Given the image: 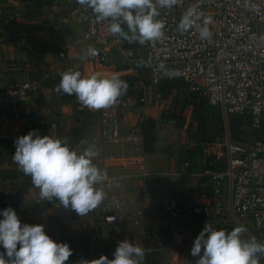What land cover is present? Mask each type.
<instances>
[{"label": "built area", "instance_id": "obj_1", "mask_svg": "<svg viewBox=\"0 0 264 264\" xmlns=\"http://www.w3.org/2000/svg\"><path fill=\"white\" fill-rule=\"evenodd\" d=\"M72 1L85 26L84 38L97 52L89 58L90 75L99 72L109 76L102 67L108 51L124 53L134 49L127 40L110 33L108 21L97 22L90 8ZM190 8L196 9L200 20L181 32L178 25ZM160 12L157 19L165 21L164 36L144 45L135 43L138 57L132 61L137 64L123 74L134 77L133 92L122 95L107 109H90L100 117L103 142L126 146L134 156V162L120 164V172L107 171L108 179L97 185L106 192L101 204L104 219L114 224L123 213H131L134 222L141 224L143 211L130 205L127 197L116 194L115 183L156 174L140 166L143 135L126 129L124 117L131 107L149 103L152 87L179 79L185 84L184 93L195 102L219 108L225 132L223 139L214 144L212 158L203 170H193L190 161L185 160L173 171L182 176L195 175L210 188L186 193L165 190L161 201L164 216L190 227L200 223L204 228L206 223H212L216 230L222 229L224 217H228L246 229L248 239L264 243V138L235 137L230 124L232 118L238 117L250 119L252 128L264 125V0H178L172 9ZM207 18L212 20L207 25L212 35L201 39L199 29ZM60 57L65 59L66 53L61 51ZM161 64L165 65L163 70ZM38 85L37 81L26 80L0 88L1 142L15 143L30 131L24 102ZM155 97L160 99L162 92L156 91ZM78 107L89 109L81 103ZM109 158L112 163L117 160L114 153ZM94 163L105 170L106 165L98 157ZM49 213V207L40 210L43 217Z\"/></svg>", "mask_w": 264, "mask_h": 264}, {"label": "crops", "instance_id": "obj_2", "mask_svg": "<svg viewBox=\"0 0 264 264\" xmlns=\"http://www.w3.org/2000/svg\"><path fill=\"white\" fill-rule=\"evenodd\" d=\"M73 4L72 0H0V88L11 87L26 80L39 82L38 87L24 102V111L29 116V130H38L42 136L66 139L70 148V137H74L73 128L82 125L86 119L88 124L93 113H96L90 109H80L79 104L63 98L56 91L57 78L63 72L79 69L83 76L91 73L89 58L81 60L80 57L87 48L92 47V43L84 38L85 26L75 13ZM61 51L66 53L65 59L60 57ZM137 55L138 52L134 50L124 53L109 50L102 65L103 72L121 78L127 73L123 66L131 67L134 62L132 59ZM153 88L156 92L157 87ZM152 89L149 90L148 104L133 106L127 110L124 117L126 129L141 131L138 126L143 120L160 119L156 108L162 104H159ZM168 90L172 92L173 88ZM94 117L98 127L97 140L102 141L100 117ZM52 123L57 125L52 126ZM87 133L91 135L93 132L87 127ZM90 140L91 137L87 139L88 147L93 146L90 145ZM108 147L117 149L114 145ZM154 149H157L156 145ZM129 150L132 151L130 148ZM15 151L14 142L0 141V213L12 207L22 223L44 225L46 234L52 239L58 243H68L73 249V255L65 264H77L81 259L93 260L101 256L114 259L118 243L125 239L143 248L144 254L155 252L153 260L156 264H164L159 260L158 254L160 250L168 248L167 241L173 243L170 247L172 253H178L177 247L180 244L189 246L194 242V233L189 225H179L180 222L164 216L163 211L158 212L156 207L154 210H144L145 215L142 214L140 225L134 222L131 213H123L119 222L109 224L104 219L100 205L97 210L81 217L70 208H64L55 198L52 201L42 200L40 190L33 186L31 177L26 176L14 162L12 157ZM99 156L106 158L104 154ZM132 158L131 153L119 157L115 163L104 160L105 171L118 173L121 170L120 164L134 162ZM141 165L156 174L153 178H164L168 188L175 190L172 192L186 193L210 188L195 175L170 177L175 165L167 152L144 151ZM115 185L116 194H127L129 201L138 206L136 198L142 196L140 192H143V188H137L138 184L132 180H119ZM148 195L145 200L147 206H150ZM45 207H49L47 217L40 214V210ZM30 210L33 211L32 215ZM0 219H3L2 215ZM3 251L0 247V252Z\"/></svg>", "mask_w": 264, "mask_h": 264}, {"label": "clouds", "instance_id": "obj_3", "mask_svg": "<svg viewBox=\"0 0 264 264\" xmlns=\"http://www.w3.org/2000/svg\"><path fill=\"white\" fill-rule=\"evenodd\" d=\"M90 8L97 22H109L113 36L129 43L160 39L164 36L165 21L157 19L160 9H172L178 0H77ZM200 15L195 8L188 9L178 28L186 32L197 25ZM204 20L199 29L201 39H210L212 33ZM97 54L93 47L87 48L81 60ZM165 67L160 65L161 70ZM174 75V73H173ZM128 83L118 75L105 76L99 72L83 76L81 71L62 73L56 91L75 95L78 102L89 109H107L128 90ZM14 162L20 170L31 177L33 186L40 190L42 200L54 198L64 208H70L79 216H86L106 199V192L98 184L108 179L107 172L94 163L99 152L94 146L83 151L71 149L66 139L40 135L38 130L29 131L15 141ZM0 215V264H65L73 255L68 243H58L45 232L44 225L22 223L17 212L8 207ZM243 226L233 230H216L206 223L196 237L191 255L196 264H259L258 253H264V243L256 238L242 239ZM202 253V254H201ZM114 259L101 256L98 259H81L77 264H142L144 249L125 239L118 243ZM7 257V259H5Z\"/></svg>", "mask_w": 264, "mask_h": 264}, {"label": "rangeland", "instance_id": "obj_4", "mask_svg": "<svg viewBox=\"0 0 264 264\" xmlns=\"http://www.w3.org/2000/svg\"><path fill=\"white\" fill-rule=\"evenodd\" d=\"M137 63L133 62V65L130 67L128 66H123V68H133L135 67ZM125 78H134L132 75L127 74L124 75L123 78L120 79H125ZM163 85V84H162ZM158 86L156 89L162 92V97L158 99L157 101L159 102V105L156 109L159 111L160 119L155 121V127H154V135H155V142L154 146L156 145L155 150L161 151V152H167L170 154L172 158V162L174 163V171L178 170V167L181 162L185 160H189L192 169L195 170V168L203 170L207 164V162L212 158V152H213V147L214 144L217 141H221L224 137V132H225V127L223 124V120L220 116V114L214 116L211 118V123L208 125V131L205 134V139L204 140H199V134L197 131L190 126V124L193 122V115L195 113H200V111H204L206 109V105L199 106L197 104L190 103L186 100L184 95L182 94L181 90L173 89L172 92L168 90L167 88H164L163 86ZM153 93L154 88L152 89ZM156 90V91H157ZM72 103H77L79 102L70 99ZM216 113L219 110V108H214ZM168 112L170 113H181L186 117V125L183 128H178L175 126V124L171 121L164 120L163 115L167 114ZM94 116H98L97 113H93ZM96 114V115H95ZM91 116L90 122L87 124V119L82 125H77L73 128L72 133L73 139H71V149L77 150L78 152H81L83 149L87 148V139L91 137L90 140V145H93L95 149L100 153V155L106 156L105 159L103 157H100L99 159L105 163L107 160L108 162H111L110 160V155L111 154H116L117 160L119 157H122L123 155L131 154L132 151L129 150L126 146H123L121 144H107L102 141L97 140V131L98 127L96 126V121L95 117ZM150 119V118H148ZM146 120V119H145ZM143 120V122H145ZM92 121V122H91ZM250 119H243L241 125H248L251 131V136L250 137H263L264 138V133L260 129L252 128L250 126ZM142 124V122H141ZM141 124H139V128L141 130ZM87 127L91 133V135H87ZM131 130V129H129ZM245 137V136H244ZM244 139V138H243ZM114 145L117 146V149H111L108 146ZM134 160V156L132 158ZM105 160V161H104ZM141 162V161H140ZM141 169V168H140ZM196 171V170H195ZM199 171V170H198ZM115 172V171H114ZM170 177H184L182 175L178 174H171ZM146 178V179H144ZM144 178H136L133 180V183H137L138 187L143 188V192H140L142 195L141 197L139 196L136 198V202L138 204L137 207H140L141 210L143 211V215H145L144 210H154L155 207L158 208L159 210H162V205L161 201L163 198V194L165 190L169 191H175L173 188H168L167 186V181L162 178L159 180V178H153V177H144ZM134 185V184H133ZM139 192V190H136ZM139 194V193H138ZM150 194V195H148ZM146 195L149 196L151 205L147 206L145 197ZM124 197H127V194L124 195ZM128 198V197H127ZM145 201V202H144ZM128 202L132 206H136L132 202ZM101 207V205H100ZM94 210H97L94 209ZM93 210V211H94ZM142 215V216H143ZM179 225L185 226L186 224L178 223ZM239 226L238 223L233 221L232 219H228V217H224V220L222 222L221 228L226 231H231L235 227ZM191 232L194 234V241L196 237L200 234V232L203 230V226L200 223H197L194 229H192ZM90 237L89 235H87ZM92 239V237H91ZM242 239H248L247 235L245 233H242ZM173 243L170 241L166 242V247H168L165 250H160L158 254V258L161 262L164 264H172L173 261H175V264H196L195 259L196 257H193L191 255V248L194 245V242H192V245H183L180 244L177 249L179 250L178 253H172L171 248ZM187 247V248H186ZM155 253V252H154ZM154 253L149 252L145 255H148L149 259H154ZM180 253V254H179ZM259 264H264V253L259 254Z\"/></svg>", "mask_w": 264, "mask_h": 264}, {"label": "trees", "instance_id": "obj_5", "mask_svg": "<svg viewBox=\"0 0 264 264\" xmlns=\"http://www.w3.org/2000/svg\"><path fill=\"white\" fill-rule=\"evenodd\" d=\"M134 51L138 52V45L137 44H133L130 45ZM61 77L58 76L57 78V82L58 84L60 83ZM124 81H126L129 85L127 92L124 94H130L132 93V86H133V79L131 78H125L123 79ZM163 84V85H162ZM161 85L164 88L167 89H177V90H181L182 94L184 95V97L186 98V100L190 103L193 104H197L199 106H209L206 107V109L202 112L200 111V113H195L193 115V122L190 124V126H192L197 133L199 134V140H204L205 139V134L208 131V125L211 123V118L218 115L215 111L214 106H211L207 103L204 102H195L194 99L191 98V96L187 95L184 93L183 89L185 87V84L183 81L179 80V79H173V80H166L163 83H161ZM160 85V86H161ZM59 94L65 98V99H72L78 102L76 96L73 95H67L64 94L62 91L59 92ZM219 111V110H218ZM217 111V112H218ZM164 120L167 121H172L176 127L178 128H183L186 125V117L184 115H182L181 113H170L168 112L167 114L163 115ZM154 127H155V120L154 119H146L145 122H142L141 124V132L143 135V149L145 152L149 153V152H153L154 149V140H155V135L153 133L154 131ZM261 131L264 133V125L261 127ZM251 131L249 126L247 125H241L240 129H239V136H245V137H250ZM144 264H156V262L153 259H149L148 255H145L144 259H143Z\"/></svg>", "mask_w": 264, "mask_h": 264}, {"label": "water", "instance_id": "obj_6", "mask_svg": "<svg viewBox=\"0 0 264 264\" xmlns=\"http://www.w3.org/2000/svg\"><path fill=\"white\" fill-rule=\"evenodd\" d=\"M217 114H220V112L218 111ZM230 124H231V131H232L233 135L235 137H238L239 136V129H240V126L242 124V119L238 118V117L232 118L230 121Z\"/></svg>", "mask_w": 264, "mask_h": 264}]
</instances>
